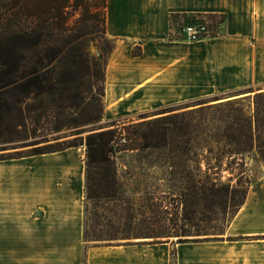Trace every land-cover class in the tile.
Listing matches in <instances>:
<instances>
[{"label":"crops","instance_id":"obj_1","mask_svg":"<svg viewBox=\"0 0 264 264\" xmlns=\"http://www.w3.org/2000/svg\"><path fill=\"white\" fill-rule=\"evenodd\" d=\"M182 14L225 19L203 40L172 39V16ZM106 24L108 115L264 83V0H107ZM82 151L0 161V264H264L263 211L243 229L232 222L180 240L89 237Z\"/></svg>","mask_w":264,"mask_h":264},{"label":"rangeland","instance_id":"obj_2","mask_svg":"<svg viewBox=\"0 0 264 264\" xmlns=\"http://www.w3.org/2000/svg\"><path fill=\"white\" fill-rule=\"evenodd\" d=\"M113 49L114 41L107 34H93L87 46L90 67L68 66L71 80L65 93L66 102L47 105L51 102H41V97L30 99L36 91L28 86L24 90L0 91V161L32 154L36 147L83 148L82 211L89 237L151 236L180 240L198 233H220L232 222L239 229L249 225L250 220L264 212V162L255 150L243 159L238 157L229 167L227 164L234 155L223 157L220 187L230 184L233 194L212 207L201 198L207 169L201 154L204 149L194 150L187 157L185 153L182 155V147H153L145 140L139 148L122 149L125 142L122 139L114 144L111 168L93 164L88 179L87 137L92 132L132 126V129L153 131L155 135L166 129L168 133L172 129L183 133L188 114L201 106L242 102L252 114L255 102H264V83H260L243 90L166 102L129 114L108 115L104 98L100 102L97 96ZM43 103V108H36ZM61 103L62 108H57ZM101 108L102 117L96 126L88 123L99 116ZM76 121L78 124H74ZM150 142L156 143L157 137ZM240 177L242 185L237 184ZM245 187L247 203L234 219Z\"/></svg>","mask_w":264,"mask_h":264},{"label":"trees","instance_id":"obj_3","mask_svg":"<svg viewBox=\"0 0 264 264\" xmlns=\"http://www.w3.org/2000/svg\"><path fill=\"white\" fill-rule=\"evenodd\" d=\"M179 16L189 17L186 14L173 15L172 20L176 21ZM220 16L225 19V15ZM106 22L107 0H0V91L7 88L10 91L24 90L28 86L36 91L30 99L41 97V102H51L47 105L66 102L65 93L70 89L71 80L68 66L90 67L87 46L94 33L107 34ZM133 53H139V46ZM105 71L106 68L103 86H99L97 96L100 102L105 93ZM44 106L43 103L36 108ZM62 106V103L58 104L57 108ZM102 113L101 108L99 116L88 123L96 126ZM187 118L183 133L175 132V129L168 130V133L166 129L164 133L155 135L153 131L132 129V126L90 133L87 137L88 179L93 164L99 168H111L110 157L115 143L124 139L122 149H135L145 140L153 147H182V155L185 153L187 157L194 150L204 149L201 154L207 169L201 198L209 207L220 199H228L233 194L230 184L220 187L223 157L234 155L227 164L229 167L237 162L238 157L243 159L245 154L255 150L264 162V102H255L252 114L242 102H218L191 111ZM155 136L157 142H150ZM46 148L36 147L34 153L67 147ZM241 177L238 185L243 184ZM246 189L240 193L237 212L246 201Z\"/></svg>","mask_w":264,"mask_h":264},{"label":"built area","instance_id":"obj_4","mask_svg":"<svg viewBox=\"0 0 264 264\" xmlns=\"http://www.w3.org/2000/svg\"><path fill=\"white\" fill-rule=\"evenodd\" d=\"M223 18L219 15H193L187 18L179 16L172 20L170 37L196 42L211 36L222 24Z\"/></svg>","mask_w":264,"mask_h":264}]
</instances>
